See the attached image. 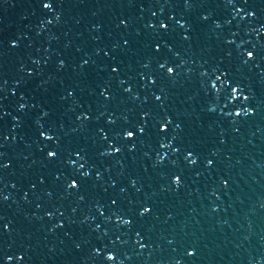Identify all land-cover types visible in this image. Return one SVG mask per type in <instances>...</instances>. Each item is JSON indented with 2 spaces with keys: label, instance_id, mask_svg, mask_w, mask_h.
Masks as SVG:
<instances>
[{
  "label": "water",
  "instance_id": "obj_1",
  "mask_svg": "<svg viewBox=\"0 0 264 264\" xmlns=\"http://www.w3.org/2000/svg\"><path fill=\"white\" fill-rule=\"evenodd\" d=\"M262 204L264 0H0V264H264Z\"/></svg>",
  "mask_w": 264,
  "mask_h": 264
},
{
  "label": "snow or ice",
  "instance_id": "obj_2",
  "mask_svg": "<svg viewBox=\"0 0 264 264\" xmlns=\"http://www.w3.org/2000/svg\"><path fill=\"white\" fill-rule=\"evenodd\" d=\"M248 56L251 57V56H252V53L249 52V53H248ZM169 71L171 72L172 69H169ZM233 94L235 95V90H234V93H233ZM132 135H133V133H131V132H128V133H127V136H129V137H131ZM52 155H53V153H49V156H52ZM144 211L146 212V211H148V209H145ZM110 259H111V258H110Z\"/></svg>",
  "mask_w": 264,
  "mask_h": 264
},
{
  "label": "clouds",
  "instance_id": "obj_3",
  "mask_svg": "<svg viewBox=\"0 0 264 264\" xmlns=\"http://www.w3.org/2000/svg\"><path fill=\"white\" fill-rule=\"evenodd\" d=\"M45 7H47V5H45ZM234 90H235V89H234ZM234 90H233V93H234ZM261 206L264 207V204H262ZM110 258H111V257H109V259H110Z\"/></svg>",
  "mask_w": 264,
  "mask_h": 264
}]
</instances>
